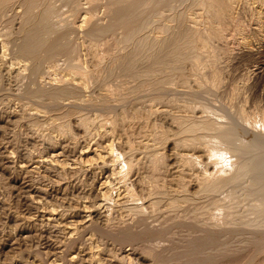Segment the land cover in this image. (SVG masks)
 <instances>
[{"label":"bare ground","instance_id":"obj_1","mask_svg":"<svg viewBox=\"0 0 264 264\" xmlns=\"http://www.w3.org/2000/svg\"><path fill=\"white\" fill-rule=\"evenodd\" d=\"M59 1L74 7L77 6L78 2V0H0V14L3 15L16 7L15 5L22 7L21 21L14 42L16 43V52L30 61L32 74L37 77L43 62L53 61L57 55L65 54L64 56L67 55L69 60L68 66H66L67 71L65 70L66 75L74 77L82 87H89L88 85L92 81H102L105 84L106 80L109 81L115 73L131 77L132 80L136 81V84L130 87L133 90L132 94L142 95L148 90L151 92L152 101L163 102L167 106L166 109H177L176 113L178 111L180 113L175 116L172 115L176 123L173 131H163L159 135L156 133L157 137L159 136V141L168 143V146L174 148L199 149V152L202 151L201 154H204V158L202 155L200 158L191 156L192 154L184 158L183 155L184 159L180 160L181 162L183 160L184 169L182 172L181 169H178L181 172H179V179L191 175L189 173L184 175V172H195L193 178L196 184L188 187L192 181L190 177L189 180L191 181L187 183L188 185L180 182L181 184L178 186H181H177L180 189H176L178 191L175 190V193H167V190H164L167 196L160 188L163 187L161 183L159 185L161 176L158 178L157 175L166 170L164 153L161 154L159 148L160 153L154 150L155 152L153 151L154 153L151 154L149 159V161L151 160L150 172L153 171L154 173L150 176L151 178L154 175L157 176L156 186L153 187L152 191L166 196V202L164 201L163 204L161 200L164 199L161 197H155L152 203L150 202L151 199L148 201V204L151 203L152 212L164 210L170 214L176 210H182L187 205V210L184 209L183 216L193 218L196 221L194 223L200 227L195 229V224L192 225L193 227L190 226L189 220L185 223L186 219L184 218V220L183 216L178 217L184 221L178 219L177 222L176 214H179L177 212L169 217L168 222L164 223L161 220L163 224H153L152 228L149 229V245L145 249L143 247V254L137 258L135 263L264 264V107L257 102L264 99V35L263 33L260 34L261 36L259 35L264 30V0H180L183 1V7L180 9L176 8L175 3L168 2L167 8L152 16L155 21L162 17L167 20L166 24L162 22L163 25H161L162 23L159 24L161 26L158 25L156 30L158 34L155 36L146 33V29L148 30L150 26L147 27L149 20L144 17L143 13L146 9L149 11V7L153 8L156 4H160L161 0H113L108 8L106 7L109 23L106 26L102 23L101 25L94 24L88 29V36L91 38L90 46H88L95 59V62L94 59H90L95 63L94 69L90 67V72L85 70L84 66H80L76 62V56H73L78 50L75 51V46L68 38L71 28L68 21L60 18L59 5H57ZM88 9L90 10V8ZM92 11L86 13L88 14V17L85 15L86 21L94 17ZM166 20L164 21L166 22ZM92 21L95 22L96 19ZM118 30L121 31V35L119 37L114 35L118 38L106 40L107 37L103 41V36ZM251 37L252 39L256 38V43L251 40ZM73 57H75V63L70 61ZM242 60L247 61V63L244 68L239 70V64L242 63ZM237 80L242 81V83L239 84ZM35 85L24 91L27 96L39 100L42 108L55 111V113L62 108L67 109L64 112L61 110L59 114L61 120L58 126H60V131L64 133H69L71 130V115H79L80 128H86L90 123V118L81 115L83 112L79 114V108L82 105L99 106L103 109L105 106L110 108L115 105L109 100L111 97L108 99L106 95L98 96V100L86 102L79 96L80 89L71 86V84L70 86L51 85L43 87L37 82ZM122 85L125 86V83ZM104 87H106L105 93L102 92V94H106L108 86L104 85ZM116 88L114 87L116 92L122 94L121 87ZM124 88L127 86L123 87V90ZM242 91L243 93L247 92L245 93L246 96L244 94L245 97L242 96L243 99L240 96ZM108 93L107 95H112L115 94V91L111 94ZM126 95L124 94L125 99H127ZM68 97H75V99H73L74 101L71 100L70 104L67 101V105L64 101ZM117 97L116 95L115 99ZM222 97H225L227 101H223ZM130 98L132 99V95ZM119 102L122 110L118 112L119 105L117 106L118 111L112 108L113 111H117V114L115 116L106 115L107 117L103 115V124L117 126L127 120L129 107L126 110L123 107V101L119 100ZM248 102L258 103L251 114L247 113L246 110ZM132 117L137 118L136 116ZM128 122L126 123L128 124ZM247 152L250 155L247 156ZM130 156L132 155L127 157L122 172L120 171L122 180L126 179L128 171L134 163H132ZM123 160L125 161V159ZM131 171L133 170L131 169ZM177 181L180 180L177 178ZM148 192L152 193L150 190ZM126 195L127 200L131 202L129 205H132V209L139 215L144 214V207L140 204V197H137L135 191L128 188ZM147 195L146 193L144 196ZM44 196L47 197L46 194ZM200 200L204 203L197 207ZM146 214L145 216H147ZM14 217L11 222L17 223L20 217ZM93 224L95 225V223ZM93 224L92 226H94ZM117 226L116 229L118 230L120 227L117 228ZM187 226H189L188 233L186 232L187 229L186 234L182 233L183 228ZM109 227L111 228V226ZM112 229L114 230V228ZM128 229L130 230V228ZM105 230L103 229L101 233ZM29 231L26 232L29 233ZM109 231L112 230L109 229ZM221 233L223 237L220 236ZM127 234L125 238H127ZM139 239L142 238L139 237ZM147 239L145 240L147 241Z\"/></svg>","mask_w":264,"mask_h":264},{"label":"rangeland","instance_id":"obj_2","mask_svg":"<svg viewBox=\"0 0 264 264\" xmlns=\"http://www.w3.org/2000/svg\"><path fill=\"white\" fill-rule=\"evenodd\" d=\"M89 1L78 0V7H74L70 4L67 5L62 1H59L57 5H59L60 18H64L63 20L68 21L71 27L68 38L75 46V51L78 50L73 55L76 56L77 61L75 57L71 58L70 61L72 63L76 61L80 66H84L83 68L85 70L90 72L91 69H94L95 59L89 47L91 38L88 36V29L94 24L101 25L102 23V25L106 26L109 23V16L106 12L113 0ZM168 2L172 4L175 3L174 5H176L177 9L183 7V1L180 0H161L160 4H156L153 8L149 7V11L146 9L145 11L147 13L144 11L143 15L149 20L147 27L150 26L148 30L146 29L147 34L157 35L158 33H156V30L158 25L162 22L164 24L167 23L165 17L155 21L152 16L167 8L166 5ZM163 5L164 7H162ZM15 6L16 7L12 8L11 11L5 12L4 15L0 14V264H136L137 258L143 254L142 250L149 245V229L152 228L153 224L168 222L170 219L169 217L174 213L176 214V212L179 213L176 214L177 222L178 219L182 221V218H185V223L189 220L190 222L188 221V224L190 226L195 224L194 222L196 221H194L193 218L191 219V217L183 216L184 209L187 210V205L184 206L182 210H176L174 213L167 214L169 212L164 210L156 213L152 212L151 203L155 200V197H161L164 199L161 200L163 204L167 193H175L178 191L176 189H180L178 188L181 186H178V184H181L180 182L187 184L192 180L190 182L191 184H187L188 187H192L196 184L193 178L195 172H184V175L187 173L191 175H186L182 179H179V174L183 171L182 169H184V165L182 164L183 160L181 162L180 159H184L187 156L189 157L191 154V156H198V158H200L202 151L199 152V149L196 150L195 148L190 149L187 147L174 148L173 146H168V143H161L159 141V136L157 137V135L163 131L168 132L169 130V132H171L175 129L176 123L172 115L175 116L180 113L179 111L176 113L177 109H166L167 106L163 102L162 104L160 101H156L157 103L154 100L152 101L151 92L148 90H146L145 93L143 92L142 95H138L135 91L136 94H132L133 90H131L130 87L134 86L136 81L132 80L131 77H126L125 75H123L125 76L123 77L119 73H115L112 78L109 79V81L112 80L111 82L106 80L105 84H103L102 81H92V83L88 85L89 87H82L80 82L74 77L66 75V66H68L69 60L67 59V55L64 56L65 54L57 55L53 61L43 62V66L38 73L39 76L37 75L36 77V75L32 74L30 61L16 52V43L14 41L21 21L20 13H22V7L18 5ZM88 8H90V10ZM89 11H92V16H94L91 17L90 20L95 21L96 19L95 22H89L90 20L86 21L88 17L86 13ZM150 16L151 19H149ZM164 20H166V22ZM163 23L161 25H163ZM118 31L108 35L106 34V36H103V41H105L107 37L108 39L106 40L115 38L116 36L119 37L121 31ZM261 33L264 35V30L263 32L261 31L259 35ZM255 39V37L254 39L251 37L254 43H256ZM90 59H94V62ZM246 63L247 61L242 60V63L239 64V70L244 68ZM237 81H239V84L240 82L242 83L240 80ZM37 82L38 85L43 87H49L51 85L70 86L71 84V86L80 89L79 96L81 99L86 100V102L89 100H91L90 102L98 100V96L101 97L106 95L108 99L111 97L109 100L115 105L113 104L114 107L110 108L105 106V110L99 106L82 105L79 108V114L83 112L84 114L82 113L81 115L90 118V123L86 128H80L78 121L79 115H71V130L69 133H64L60 131V126H58L61 120L59 114L61 110L64 112L67 111V109L62 108L55 113V111L42 108L39 100L27 96V93L25 94V91L33 87L32 85L36 86L35 83ZM65 82L67 84L69 82V84L67 85ZM98 83L100 84L98 85ZM122 83H125V86L122 85ZM104 85L108 86L106 94H102V92L105 93L106 89ZM122 86H127V88L123 90ZM114 87H121L122 94L116 92L117 88L114 89ZM108 90L110 93H108ZM112 91H115V94ZM124 91L128 92L125 93ZM129 92H131L130 95H132V99L134 100L130 98ZM107 93H113V96L107 95ZM245 93L247 92L243 93L242 91L240 96L245 97L247 95ZM124 94H127V99H125ZM116 95L118 97L115 99ZM85 96H87V98H85ZM243 97L241 99H243ZM73 99H75V97H68L64 103L66 104L68 101L70 104V101ZM119 100L123 101L125 106L127 105L126 107L123 105L126 110L127 107H129V110H127V120L129 119L131 122L126 120L124 123L118 124L117 126L103 124L102 120L104 116H115L118 109V112L122 110ZM126 100L127 102L125 103ZM223 101H227V99L224 97ZM262 101L264 102V99H262ZM262 101L257 102L264 107ZM128 102L129 104L132 102L130 106H128ZM257 102H248L246 104L247 113L251 114L252 111L256 109L258 106ZM249 103H251V107L250 105L248 106ZM112 108L117 111H113ZM129 111L131 115L133 114L132 116H136L137 118L132 117ZM172 112L174 113L172 114ZM126 122H128V124ZM98 124L102 125L99 126ZM84 130L86 131L84 132ZM143 145H146V147ZM135 146L136 148H134ZM131 148L133 149L131 150ZM159 148L161 154L164 153L166 170L163 171L164 173L160 172V174L157 175L158 178L161 176L159 178V185L161 183L163 187L160 188H162L163 191L167 190V193L164 191L166 196H164L165 194L159 195L152 191V189H154L153 187L156 186L157 176L154 175L151 178L154 172H150L151 160L149 161V159L151 158V154L155 151L160 153ZM129 155L133 156L130 157L134 165L132 164V167L128 171L125 182V180L120 178V174L124 167V162L127 161ZM246 155L248 156L250 154L247 152ZM202 156L204 158V154ZM243 156L245 157V155ZM122 158L125 159V161ZM131 169L133 171H131ZM178 169H181V172ZM176 177L180 180L179 182ZM185 178L187 179L185 180ZM128 188H132L137 194V197H140L141 203L140 200L139 203L144 207V214L139 215L132 209V205H129L131 202L127 200L128 197L126 195ZM148 190L152 193L150 194ZM41 193L44 194L42 195ZM146 193L148 195L144 196ZM45 194L47 197L44 196ZM150 199L151 203L149 202L148 204ZM198 203L197 207L200 205L202 206L204 202L200 200ZM162 204L161 206H164ZM145 214L147 216H145ZM14 216L20 217L17 223L11 222V220L15 218ZM143 216L145 217L142 218ZM178 216L183 217L181 218ZM161 220L163 222H161ZM103 222L105 223L104 225L102 224ZM93 223H95V225ZM92 224L94 226H92ZM107 224L109 225L106 228ZM113 225L114 227H112ZM195 225V229L200 227V225ZM109 226H111V228ZM116 226L120 228L117 230ZM126 226L130 228V230ZM188 227L189 226L183 228L184 231L182 233H188ZM112 228H114V230L116 229L117 232ZM131 228L133 229L131 230ZM25 229L31 232L29 231V233H27ZM103 229L106 230L101 233ZM109 229L112 231H109ZM143 231H146L145 234ZM127 232L129 233L127 234ZM126 234L127 238H125ZM117 235L118 237H116ZM142 235L144 237H141ZM138 236L142 239L140 240ZM220 236H222V233ZM148 237L149 239H147ZM145 239H147V241Z\"/></svg>","mask_w":264,"mask_h":264}]
</instances>
